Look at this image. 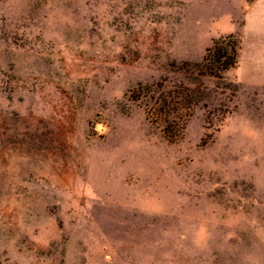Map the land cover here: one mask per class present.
I'll return each instance as SVG.
<instances>
[{"label": "rangeland", "instance_id": "obj_1", "mask_svg": "<svg viewBox=\"0 0 264 264\" xmlns=\"http://www.w3.org/2000/svg\"><path fill=\"white\" fill-rule=\"evenodd\" d=\"M0 264H264V0H0Z\"/></svg>", "mask_w": 264, "mask_h": 264}, {"label": "trees", "instance_id": "obj_2", "mask_svg": "<svg viewBox=\"0 0 264 264\" xmlns=\"http://www.w3.org/2000/svg\"><path fill=\"white\" fill-rule=\"evenodd\" d=\"M239 49V40L230 34L215 41L214 45L208 48L202 65L208 68L211 74L221 75V73L236 65Z\"/></svg>", "mask_w": 264, "mask_h": 264}]
</instances>
